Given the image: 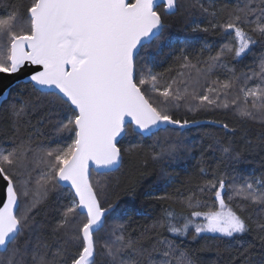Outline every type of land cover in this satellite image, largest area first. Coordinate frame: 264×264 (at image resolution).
<instances>
[{
  "label": "snow or ice",
  "instance_id": "6c2138e0",
  "mask_svg": "<svg viewBox=\"0 0 264 264\" xmlns=\"http://www.w3.org/2000/svg\"><path fill=\"white\" fill-rule=\"evenodd\" d=\"M160 4H164L166 14H174L183 7V14L189 18L197 8L213 20L218 11H227V18L222 23L209 20L207 26H202L190 20L194 25L193 32L219 29L222 35L230 38L215 56H209L204 62L208 73L226 53L241 57L250 50L257 41L246 31L251 24L249 17H264V0H255V6H252L253 0H247L242 6L238 0L231 9L222 5L216 10L213 4L211 11L202 0H189L186 5L181 0H31L25 12L14 11L6 19H0V74L19 75L29 65L42 69L30 70L25 76L32 86V93L28 98L20 95L13 100L10 113L14 124L29 111L42 108L47 109L48 125L53 129L47 145L33 147L32 133H29L27 143L0 150V176L6 181V187L0 192L3 204L0 207V253L7 254L0 258V264H28L29 255L32 264H56L70 244L78 247L71 264H96L95 234L109 216L126 215L127 208L117 201L105 203L101 194L106 185L99 179L93 183L92 172L103 174L116 170L123 153L131 154L137 150V144H130L127 149L118 146L119 138L129 132V126L132 135L143 138L166 131L169 126L175 130L199 123L176 118V110L182 103L193 113L198 109H227L231 104L242 118L259 119L264 123V87L259 84L254 88H240L242 104L239 97L232 99L230 104L227 99L221 101V96L226 98L234 88L235 77L213 82L203 94L195 90L194 83L190 90L189 80L174 78L166 81V86H160L164 73L154 72L153 68L158 65L165 46L169 47L170 53L173 50L171 38L167 44L159 42L154 49L148 47L169 27L157 11ZM17 26L18 31L15 30ZM251 31L264 37V24H257ZM186 48L187 45L180 49L178 59L184 61L182 67L195 69L199 77L203 70L192 64L185 54ZM259 67L258 75L264 79V59L260 60ZM146 86H150L155 96L146 94ZM8 91L5 89V93ZM40 123H45L44 117ZM222 127L228 129L229 125L223 123ZM36 132L43 135L39 129ZM65 133L71 137V142L66 145L60 143ZM154 145L160 146V151L153 153L154 161L174 157L179 150L170 134L163 141L157 137ZM232 151L230 145L222 147L226 155ZM29 153L36 166L43 168L31 187V172L27 179L18 180L8 173L14 166L27 167L23 162ZM235 158H239V153ZM201 172H204L203 168ZM64 186H70L73 196L60 212L56 225V231L64 234L63 247H57L49 258L48 244L39 243V237L36 245L32 243L33 211ZM228 188L235 196L253 204H264V180L246 177L240 184L228 185L223 176L214 177L199 188L201 193L205 189H214V205L191 193L180 200L190 214L164 209L152 229L166 228L175 236H186L191 227L194 229L193 240L202 234H214L216 239H235L248 233L251 231L248 219L233 210L224 199ZM127 195L135 196V186ZM22 198L25 201L23 207ZM156 198L173 199L168 194ZM232 198L231 195L228 197L229 200ZM202 207L209 210H195ZM123 227V224L116 225L119 229ZM257 228L264 232V223H259ZM261 240L264 241V236ZM116 241V244L101 246V251L113 264L117 259L120 264H145V261L146 264H197L190 250L162 234L157 235L150 249L140 240L126 239L123 235L116 237ZM250 248L251 245L237 251L232 261L242 257L243 264H252ZM126 250L134 258L124 260L122 254ZM156 254H159L158 259Z\"/></svg>",
  "mask_w": 264,
  "mask_h": 264
},
{
  "label": "trees",
  "instance_id": "16d2710c",
  "mask_svg": "<svg viewBox=\"0 0 264 264\" xmlns=\"http://www.w3.org/2000/svg\"><path fill=\"white\" fill-rule=\"evenodd\" d=\"M188 2L189 0H181L184 5ZM202 2L206 7H210L211 11L213 8L210 5L214 4L216 10L220 9L222 5H227L228 9H231L237 5L238 0H202ZM245 2L247 0H239L241 6ZM30 3L31 0H0V19H6L14 11L25 12ZM252 6H255V0H253ZM157 11L169 27L148 46L149 48L154 49L159 42L167 44L169 38L174 37L183 42V48L191 43H194L195 49L199 51L203 49L199 46L200 43L209 48L208 53L202 54L201 58H190L192 64H196L203 70V74L198 77L195 69L182 67L184 61L178 59L180 50L176 51L173 46L170 53L169 47L165 46L158 65L153 68L154 72L164 73L160 86H166L165 82L174 78L178 81L189 80L190 90L194 83L195 90L203 94L205 90L213 86V82L217 80L222 82L235 77L234 88L228 92L226 98L221 96V101L227 99L229 104L232 99L237 97L240 98V103H243L240 88H254L257 84L264 87V79L258 75L260 60L264 59V37L251 31L257 24H264V17L250 16L251 24L246 27V31L253 36L257 43L241 57L226 53L211 73H208L207 64L204 62L209 56H215L220 46L229 42L230 38L222 35L219 29L193 32L190 20H195L202 26H207L209 20L213 23L218 21L222 23L227 18V11H218L214 20L210 15L202 14L198 8L191 18L183 14V7L174 14H166L163 5H160ZM15 30L18 31L19 27L17 26ZM185 54L187 55V49ZM220 72H225L227 76L221 79L216 78ZM177 86L183 88V85L178 84ZM144 90L146 94L155 96L151 93L150 86H146ZM31 93V84L20 82L10 89L7 99L0 105V150L11 149L14 146L27 143L29 133H32L33 147L49 143L53 129L48 125L47 109L37 108L36 111H29L15 124L10 113V106L17 96L23 95L24 98H28ZM248 103L251 105V98ZM42 117L45 118L44 124L40 123ZM176 118L204 120L208 123H200V125L190 126L183 130L178 128L173 130L172 127H168L166 131H160L151 137L143 138L132 135L131 126H129V132L121 138L118 146L127 149L130 144H137V150L131 154L123 153L121 164L116 170L103 174L92 172L93 183L99 179L106 185L105 191L101 194L105 203L117 201L121 207L127 208L126 215L109 216L104 226L95 234L97 241L96 264H113L101 251V246L109 239L110 243L116 244V237L123 235L126 239L131 237L133 240H140L145 248L150 249L158 234H162L164 237L174 240L181 247L190 250L194 254L193 259L197 264H243L242 257L233 262L232 256L237 251L249 248L250 245L249 254L252 264H264V241L261 240L264 232L257 228L259 223H264V204H253L240 196H235L230 188L226 189L225 198L233 210L248 219L251 225V231L248 233L237 236L235 239L227 237L216 239L214 234H202L201 237L193 240L194 229L191 227L186 236H175L168 233L166 228L152 229L151 226L161 217L164 209L175 210L178 213L184 211L190 214V210L184 208L180 200L191 193H195L197 198L207 204L214 203V189L211 191L205 189L203 193L199 191V188L207 180H212L214 177L219 179L220 176H223L228 185L240 184L246 177L264 180V123L259 119L242 118L231 104L227 109H198L193 113L188 112L183 103L176 110ZM213 121L221 123L217 124ZM223 123H227L229 128L224 129ZM36 129H39L43 135L37 133ZM169 134L172 141L178 144V152L174 157L166 156L161 160L154 161L152 159L154 151H160V146L154 145V141L157 137L163 141ZM70 142L71 137L65 133L64 139L60 143L66 145ZM229 145L233 151L230 155H226L222 152V147ZM237 153H239L238 159L235 158ZM23 163L27 167L14 166L8 169V173L14 180H18L27 179L28 173L31 172L30 187L34 186L35 180L43 168L36 166L31 153L27 155V159ZM201 168L204 169L203 173ZM133 186H135V196L129 197L127 192ZM165 194L172 196L173 199L160 200L156 198ZM230 195L233 197L231 200L228 199ZM72 196L69 188L62 187L50 194L49 198L33 211L35 228L33 229L32 243L36 245L37 237H39V243L48 244L50 246L49 258L57 247H63L64 234L56 231V225L60 219V212L65 205L70 203ZM24 203L22 198L21 207ZM203 208H199L198 211ZM180 223L183 221L181 220ZM118 224H123V229L116 228ZM113 231H115V235H113ZM142 237L143 239H141ZM206 245L207 247H205ZM240 245L243 247L241 248ZM77 252V246L68 245L64 255L57 258L56 264H71V259ZM6 256V253H0V258ZM122 258L127 261L134 257L126 250L122 254ZM156 258H159V254H156ZM28 264H32L31 255L28 257ZM115 264H120V260L117 259Z\"/></svg>",
  "mask_w": 264,
  "mask_h": 264
},
{
  "label": "water",
  "instance_id": "95a60500",
  "mask_svg": "<svg viewBox=\"0 0 264 264\" xmlns=\"http://www.w3.org/2000/svg\"><path fill=\"white\" fill-rule=\"evenodd\" d=\"M160 5H163V7H164V4H160ZM30 70H42V69H40L38 66L29 65L28 69H26L25 72H22L19 75L0 74V105L2 104L3 101H5L7 99L8 93L13 86H15L16 84H18L20 82H27L25 79V76L30 74ZM5 89H8L9 91L7 93H5ZM200 123H208V121L200 120L199 123L189 124L183 129H186L190 126L200 125ZM169 127H172V126H169ZM183 129H180V130H183ZM122 137L119 138V141L121 140ZM95 172H97V171H95ZM5 187H6V181L3 179V176H0V192H2V190ZM64 187H67L70 189V186H64ZM2 206H3V204H2V202H0V207H2Z\"/></svg>",
  "mask_w": 264,
  "mask_h": 264
},
{
  "label": "rangeland",
  "instance_id": "374dc122",
  "mask_svg": "<svg viewBox=\"0 0 264 264\" xmlns=\"http://www.w3.org/2000/svg\"><path fill=\"white\" fill-rule=\"evenodd\" d=\"M196 23H199V22H196ZM192 26H194V25L192 24ZM171 40L173 41V46H174V48H175L176 51H179L180 50L179 49L180 47L183 48V42L181 40L176 39L175 37L174 38H171ZM199 46H201L204 50L203 51H199V50L195 49L196 47H195V44L194 43H191V44L187 45V48H186L187 49V55L190 58H197V57H200L201 58V56H203L202 54L208 53L209 48L205 47V45L203 43H200ZM226 76L227 75H226L225 72H220V73H218L216 75V78L221 79V78H224ZM213 197H214V203H212L211 205H214L215 204V196H214V193H213ZM224 199H225V201L227 203V200L225 198V193H224ZM198 209L199 208H197V210ZM208 210H209L208 207H204L202 210H199V211H208ZM212 210H215V208H213ZM200 220H202V218H200ZM109 241H110V239H109ZM109 241L107 243H110Z\"/></svg>",
  "mask_w": 264,
  "mask_h": 264
}]
</instances>
